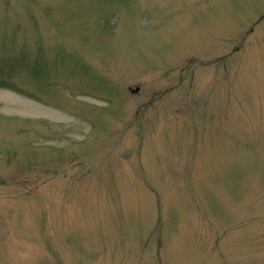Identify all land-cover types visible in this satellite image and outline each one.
Here are the masks:
<instances>
[{"label": "rangeland", "instance_id": "1", "mask_svg": "<svg viewBox=\"0 0 264 264\" xmlns=\"http://www.w3.org/2000/svg\"><path fill=\"white\" fill-rule=\"evenodd\" d=\"M0 264H264V0H0Z\"/></svg>", "mask_w": 264, "mask_h": 264}, {"label": "bare ground", "instance_id": "2", "mask_svg": "<svg viewBox=\"0 0 264 264\" xmlns=\"http://www.w3.org/2000/svg\"><path fill=\"white\" fill-rule=\"evenodd\" d=\"M10 94H7V96L8 97H10V96H12V95H10ZM13 97V96H12ZM14 98V97H13ZM21 102H23L22 103V105H23V107L25 108V109H27V110H29V111H31V110H41V108H40V106L39 105H37V104H34V103H32V102H29V101H21ZM48 112H51V111H48Z\"/></svg>", "mask_w": 264, "mask_h": 264}]
</instances>
